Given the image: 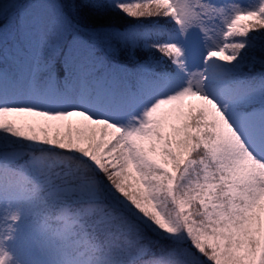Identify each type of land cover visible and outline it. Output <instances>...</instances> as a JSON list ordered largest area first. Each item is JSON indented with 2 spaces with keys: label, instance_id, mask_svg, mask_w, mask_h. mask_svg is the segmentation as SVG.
I'll return each instance as SVG.
<instances>
[{
  "label": "snow or ice",
  "instance_id": "1",
  "mask_svg": "<svg viewBox=\"0 0 264 264\" xmlns=\"http://www.w3.org/2000/svg\"><path fill=\"white\" fill-rule=\"evenodd\" d=\"M0 264H264V0H0Z\"/></svg>",
  "mask_w": 264,
  "mask_h": 264
},
{
  "label": "trees",
  "instance_id": "2",
  "mask_svg": "<svg viewBox=\"0 0 264 264\" xmlns=\"http://www.w3.org/2000/svg\"><path fill=\"white\" fill-rule=\"evenodd\" d=\"M20 2L21 3H25V4H28V3H32V2H34V0H20ZM126 2H132V3H136V2H139V0H126ZM233 2H237L238 3V1L237 0H225V2L224 3H228V4H230V3H233ZM252 2H254V0H247L244 4H249V3H252ZM83 23H92V21L91 20H84V21H82ZM121 21L120 20H118V19H113L112 20V23H114V24H118V23H120ZM151 55L152 56H156L157 54L156 53H151ZM257 70H259V69H257Z\"/></svg>",
  "mask_w": 264,
  "mask_h": 264
},
{
  "label": "rangeland",
  "instance_id": "3",
  "mask_svg": "<svg viewBox=\"0 0 264 264\" xmlns=\"http://www.w3.org/2000/svg\"><path fill=\"white\" fill-rule=\"evenodd\" d=\"M245 0H241V3H243ZM214 2L216 3L217 1L214 0Z\"/></svg>",
  "mask_w": 264,
  "mask_h": 264
}]
</instances>
